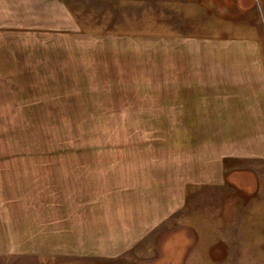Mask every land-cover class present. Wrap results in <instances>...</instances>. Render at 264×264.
<instances>
[{
  "label": "rangeland",
  "instance_id": "374dc122",
  "mask_svg": "<svg viewBox=\"0 0 264 264\" xmlns=\"http://www.w3.org/2000/svg\"><path fill=\"white\" fill-rule=\"evenodd\" d=\"M180 2L0 40V264H264V0Z\"/></svg>",
  "mask_w": 264,
  "mask_h": 264
},
{
  "label": "crops",
  "instance_id": "0c3cea01",
  "mask_svg": "<svg viewBox=\"0 0 264 264\" xmlns=\"http://www.w3.org/2000/svg\"><path fill=\"white\" fill-rule=\"evenodd\" d=\"M180 1L134 0V12L140 6L141 15L151 12L153 16H172V14H179L180 5L183 4ZM71 3L73 4V0L70 2L69 0H0V40L16 37L27 39L28 33H39L37 29L42 25L37 24L36 21L40 22L41 16H74L77 12L71 9ZM174 8H176L175 13L172 12ZM202 12V9L198 7L197 11H190V16H202ZM3 45L17 47V50L10 48L11 52L26 53L30 48V45L26 43L18 47L0 42L2 52L8 50L4 49ZM39 66L43 67L42 64ZM35 67L32 65L29 69H37Z\"/></svg>",
  "mask_w": 264,
  "mask_h": 264
}]
</instances>
